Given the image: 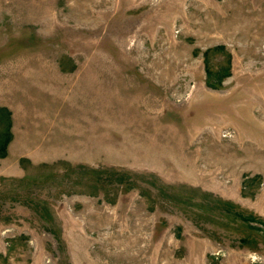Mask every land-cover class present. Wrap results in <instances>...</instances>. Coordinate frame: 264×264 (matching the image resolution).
Instances as JSON below:
<instances>
[{
    "label": "rangeland",
    "instance_id": "obj_1",
    "mask_svg": "<svg viewBox=\"0 0 264 264\" xmlns=\"http://www.w3.org/2000/svg\"><path fill=\"white\" fill-rule=\"evenodd\" d=\"M0 264H264V0H0Z\"/></svg>",
    "mask_w": 264,
    "mask_h": 264
}]
</instances>
